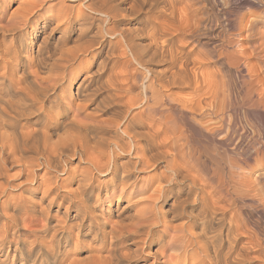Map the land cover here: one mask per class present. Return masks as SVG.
<instances>
[{
    "label": "bare ground",
    "instance_id": "6f19581e",
    "mask_svg": "<svg viewBox=\"0 0 264 264\" xmlns=\"http://www.w3.org/2000/svg\"><path fill=\"white\" fill-rule=\"evenodd\" d=\"M43 1L44 0H40L39 3L41 4ZM131 2L130 0H85V1L83 0L82 3L84 5L83 4L81 5L85 6L84 8L88 9V11L87 10H86L87 12H85L84 10L79 12L76 11L77 12L76 15H72V16L70 15V17L67 16L66 18L69 22H71L73 17L76 18V20H79V25L76 26L77 30L75 29L78 32L77 34H70V31L66 29H61L62 26L61 23L63 22L60 21L61 17L57 15V17H55L54 19H57V21L59 20L61 23L58 22L56 23L55 26H52L53 24L51 23L44 24V29L46 30H47L46 27H48L51 32L61 29V32L63 33L55 38L56 44L53 46L52 51L50 50L49 52H47V54H45V52L43 51L44 48L46 47V44L48 43L47 36H49V35L47 36L43 35L40 41L38 38H36L35 51L32 53V55L30 54V56H25V55H21L22 54L21 53L20 55L10 60L9 62L8 60L6 61L7 59L6 56L9 54L10 45H12V42L11 41L7 42V41L10 39V38L8 39V36L10 35H12L11 37L12 39H14L13 36H15L16 34H12L10 30L12 31L14 28L11 27H14L15 25H5V24L0 25V31L1 30L3 31L4 28L6 27L9 28L10 26V29H7V31L10 32L9 34L8 32L7 34H0V177L8 174L7 172H8V166H10L9 164H13L14 166L20 168L19 173L25 179L23 180V183L18 181V179L17 181L20 183L15 181L16 183L19 184V186L20 185L24 186L28 181L32 183L35 182V185L32 184L31 186L26 187V189L25 188L23 189L33 193L41 192V196L39 199L41 202L47 201L48 204L46 205L47 207H45L47 209L49 208L51 209L55 204L58 205L67 204L66 211H64L65 216H70L71 212L75 210L74 216L75 219L78 221V223L75 224H77L78 230L81 229L83 231L84 229L85 230L84 235H86L87 238L88 237L91 238V241L93 243H98V246L92 247L89 250V254H87L88 256H86L85 259L68 260L67 257L69 255V250L67 246H64L62 248L59 245L60 243L59 242L58 244H56V247H54L53 249L55 251L53 253V255H55L53 258L58 260V257L60 255L63 256L62 260L60 259L61 261L59 264H65L64 260L65 261L68 260L67 264H131V263L132 264L133 263L241 264L243 259H248L249 264L250 262H256L257 256H253L251 254H250L251 257L247 256L248 253L246 249L247 245L243 243L242 245H240V240L243 237V235L241 232V224L239 222L240 217L238 218V215L236 216V212L240 208V203L242 199L245 198V196L243 193L244 191H242L244 187V186L242 187L243 185L242 181L244 180H242L240 175L237 174L234 170L235 167L236 169L239 168L238 165L239 159H235V158L230 159L232 160L230 164L231 176H226L225 168L222 167L221 165V159H223L225 153L218 151V149H215V147L211 149L208 146H201V144L197 145L196 143H194L192 141L193 138L191 137L192 138L191 139L190 135L189 136L187 135L188 134L187 131L189 129H186L187 130L186 131L183 129V127H180L179 121L182 122L183 120L184 121L187 120L189 121V123L192 122L194 123L195 119L193 118L194 120L193 119L191 120V118H184L181 116H177L178 114L174 115L175 113L172 114L171 111H169L168 113L167 108L163 106L164 99L162 93L160 92L161 90L159 89L155 90L154 88H152L154 89L152 91V95L150 97H147V101H146L148 102L147 107L143 109L146 115L148 112L149 115L148 117L151 118L153 123L155 121L159 123V126L157 125L158 128L156 127V125L154 126L155 128H153V126L150 125L151 127H149L147 124L148 126L147 131H143V129L140 130V128L135 129L136 127H140L139 125L134 124L135 119L137 118L136 116H139L142 113L140 114L138 113L139 115L138 114H135L134 116L132 115L131 118L126 120L124 125L123 124L120 125L123 126V132L127 133L125 135L129 136L128 134H131L137 139L138 143L140 142L139 151H141V154L139 155V151L134 153L136 160H131L132 158H130L128 162H124V163L119 162L118 160L119 153L117 155H115L114 151L113 154L110 153L112 151L109 152L110 154L108 153L110 147L112 146L109 145V142L112 140L113 137L110 139V141H109L110 136L109 138L107 137L108 139L106 138L105 142L109 141L108 144L107 143L102 144V139H101L100 142L101 144L94 145L91 136L87 134L90 123H88L87 120L89 119L86 118V116L85 117L82 116L81 108L83 109L85 107L92 106L94 102L93 95L95 94H93V91L86 90V92H84L82 90V87L90 79L91 75L93 74L94 76L95 71L97 72V69H99L97 67V69L94 70L99 63L100 52L104 49V46L106 44L104 43L105 35L106 36L108 35L110 37L109 39L111 40V42L115 41V44L116 43L122 44V42H124L123 39L129 41L131 40V38L133 39V37H130V34L133 33L132 30L130 29L131 27L130 28L128 27L130 30L127 29V27L121 28L117 26L118 29L114 27V25L124 21V18L127 19L130 16H135L139 11H142L139 10L140 8L139 6L145 3L146 0H131ZM178 3L179 2H177V4ZM40 4L38 5V2H32V1L22 2L20 8L22 10V11L20 10L21 18L20 19L17 18L19 19V23L22 22L24 24L27 21L29 22L31 17L33 16V12L40 6ZM147 4H148L147 5L148 9L146 10L149 12L151 11L156 12L157 17H155V19L158 18L161 19L163 17L165 19V23L167 24V25L166 24L163 25L161 24V22L158 23L156 20H154L155 21L154 24L153 25L151 24V29H150L151 33L149 32L150 43L154 45L157 51V52L155 51L156 53L153 51V53L150 54L157 55V53L160 52L162 53L163 56L164 52H167L166 54H168L169 52V59L173 64V67L168 71V73L170 74L168 76L169 78L167 77L166 79L167 86L168 85L170 86L172 84L173 85L190 84L191 82L194 81V84H197V90L198 91L201 90L200 88L204 87L203 86L204 83L203 82L201 83L204 76L201 75L203 74L202 71H200L201 66L200 65L196 66V65H198V63H200L201 60H203V57L199 58L198 56L200 54L199 55L197 54V57L196 56L192 57L190 56L191 51L189 50H188L189 52L184 53L185 48H184V44L182 45V43H179V45L175 47L171 46V42L173 41V36H171L172 35L171 29L173 27H171L170 24L174 23L172 21H175V17H178L176 13L179 15V13L177 12L178 10L176 9L177 7V5H175L176 3H174L173 0L172 1L162 0L160 2L150 1ZM147 11L145 12L149 13ZM170 21L172 23H170ZM22 23H20L19 25H21ZM112 23H116V24H112ZM190 25L185 26V24L184 25L181 24L180 30L184 31L185 33L187 32L188 34L190 33L197 34L199 31L198 26L196 25L190 26ZM135 29L136 28H134V30ZM33 30L34 31L36 30V23ZM5 32L6 31H4V33ZM198 34H200V32ZM18 40H20V38ZM69 42H74L76 44L74 47L71 48ZM68 45L70 47H68ZM130 46H131L130 48H133L132 45ZM149 47L151 48L152 46ZM154 47H152V49ZM135 48L136 47L134 46L133 49ZM138 53L140 54V52ZM139 54H137L138 57ZM240 54L241 53H239V55ZM82 55L88 56V58L91 60L89 68L85 70L86 75L87 76L89 75L90 77L88 78L86 75L85 77H83V74H81L82 70L81 71L79 70L76 71L77 73L75 75L73 74V78H72L73 80L70 81L71 78L68 79L67 76L69 74V68ZM141 55L142 54H140V56ZM108 57H106V59H110ZM142 58L143 57H141V59ZM106 59L104 61H106ZM153 59H155V57H153ZM141 61L144 60L142 59ZM138 63L143 65L142 62H138ZM103 68L105 67L103 66ZM247 69H248L247 71L249 72L251 71L249 66ZM42 73H44V75H42ZM157 75H159V73ZM249 76L251 80L254 77V75L252 74H250ZM68 80L69 82H67ZM259 81L257 84L260 85ZM65 82H67V84L70 85L71 88L72 85H74L75 83L74 85V87H76L75 96L76 99L78 100L76 102H79L80 100V102L81 101L83 102L82 105L76 102H75L76 105H73V100L67 102L64 99L65 97L63 93L58 91L59 87L61 85L64 86ZM227 82L225 84H227ZM253 82L254 81H252V84H254ZM244 83L245 82H243V84ZM111 84L113 85L114 83ZM252 84L246 83L245 88L236 90V92L238 91L236 96L231 95V88H229L230 91L229 97L227 96L228 98L226 97L227 99L226 98H225L226 100L224 99L225 101H227V107L225 109L223 108L224 106L215 105L216 103L214 104L211 101L210 102L204 101L205 105L206 106L210 105L213 108V111L216 114V116H218L217 125L213 128L214 131L211 132H213L214 134L215 133L219 134L220 137L218 138L217 142L220 146H222L227 142H232L234 139L236 140V138H237L236 141L237 144H240V140H241L240 135L242 133L240 134L241 127H239L240 121L238 118H240L239 115L241 113L237 111H239L242 108H245L246 107L245 105H250L249 103H252L250 106L256 109L259 106V104L264 101L263 83L262 85H260L261 87L258 88L253 86ZM240 86L238 88H240ZM105 87L106 89L107 87L109 88V86L107 85H105ZM111 88L112 86L109 88V90ZM119 89L118 91L121 92V89L120 90ZM208 89L209 88L207 87V90ZM207 90H205V92ZM245 91L246 94H244ZM205 92L203 94H205ZM206 93L208 94V91ZM70 94L74 95L73 92ZM210 95H213L212 92ZM210 95L208 96L210 97ZM113 96L116 95L113 94L111 97ZM120 96H121L120 98L122 99V95ZM117 98H119V96ZM120 98L118 102L121 103L124 99L120 101ZM214 101H216V99ZM202 102H203L202 99L196 100V105H197L195 107L196 110L201 111L203 109H206L204 108ZM123 103H125V105L123 104V106L125 107L127 104L126 101H124ZM128 104L131 105L130 103ZM48 106L49 109L47 110L46 108ZM130 107L131 106H129V109L132 108ZM101 110L102 108L100 109V112ZM129 112H131V110ZM227 112H231L233 115L230 114V117H228L225 114ZM96 115H98V112L96 113ZM203 115L205 114L204 113L197 114V116H203ZM123 116L124 115H122V117ZM208 119H210L209 116ZM98 120L96 121L97 122L102 121V120L99 121ZM109 121L111 123L113 122L111 121L110 118ZM118 121H121L120 118ZM104 122H106V120H104ZM111 123L108 122L107 124L111 125ZM95 125L98 124L95 123ZM181 125L183 126V124ZM98 126H93V127H98ZM91 127L92 125L90 126V128ZM107 127L109 128V126ZM111 127L112 126H110V128ZM112 132L113 131H111V133ZM54 136L57 137L55 138ZM98 138L99 137H97V141ZM104 139L105 138H103V141ZM116 142L115 144L118 145ZM133 144L135 145V143ZM129 145L127 147H129ZM125 147L126 146L124 145V148ZM124 150L126 151L127 148ZM115 151L117 152V150ZM130 151H134V150H130ZM240 151H242V149ZM76 155H78V158L80 157L79 158L80 162L83 158V161H85L88 164V166L82 167L81 165L82 169L77 171L78 169L74 170L76 169V167H74V169L72 167L71 170L70 167L67 168V165L65 166L64 163H62V160L65 156L70 157L68 160L65 159V163H67L68 161L71 162L72 161L71 158H75ZM12 167L9 168L11 169ZM37 168L40 171H42L41 169H43L44 174L40 175V173H36L35 169ZM51 168L55 169L56 170L55 172L58 171V173L63 172L68 174V177L64 178L60 183H58V180L56 179L50 182L52 180V178L50 177ZM203 171L206 172L205 174L208 175L206 179L200 177V176L203 177V175H200ZM11 174L8 175L10 178L13 176V175L11 176ZM96 174L98 175L101 174L102 176L109 175V178L105 180L102 179L103 181H100L97 178L95 179ZM56 177L57 176H55V178ZM10 178L8 179L10 180ZM11 179H13V177ZM186 182L187 184H185ZM0 183H2V181H0ZM7 183L10 182L8 181ZM243 183L244 185H247L245 181ZM72 184L76 185L75 189L68 188V186ZM7 187H12V186H7ZM192 194L194 195L192 196ZM24 195L25 198L26 194ZM198 200H200V203L202 204L203 208L202 210L200 209L201 211L199 210L200 214H197L198 216H195V218H193L192 223L186 222L176 226H174V224L171 223L176 218L180 216H184L182 211H184L185 206L187 204H190L191 202L195 204V202H197ZM251 201L254 202L255 199L251 198ZM161 203H163L162 206L160 205ZM106 204L107 207L105 206ZM142 204H145L146 208H141ZM262 204L264 205V203ZM263 205H262V209H263ZM41 206L40 209L38 210H35L34 208L35 210L34 213L36 212L35 214H41V216L42 215L46 216V212H44V210L41 209ZM104 206L105 208L103 209L102 207ZM28 207L29 206L22 205V203L20 204V202L14 205V208L12 209L14 210V212L6 218L8 222L9 221L11 222V224L9 225L8 223L7 225V223L4 222L5 224L3 226L5 230L3 231H5V233L3 235H0V243L5 242L6 239L10 236L9 235L10 233L12 237L15 236L17 231L15 232L13 230L16 227H19L20 223H24V221L26 220L28 209H31ZM253 207L257 208L258 206L253 205ZM232 210L235 213L233 214V216H230V218H227L226 217L227 211L228 213L230 211L233 213ZM3 213L5 212L3 211L2 214ZM41 216L39 218H41ZM113 216L117 217L115 221L112 220ZM28 218H29L28 222L26 221L27 224H25L26 222L24 223L27 228H23L22 229L23 231H18V232H24L25 234L28 235L32 234L35 237H37L38 234L42 232L39 229V227L38 228L34 227L35 218L34 217H28ZM46 218L48 219V216H46ZM179 219H181V217ZM218 224H220L219 228H218ZM46 225L48 226V224ZM72 226L73 225H71V229H73ZM56 228L54 230L57 231L58 229ZM66 228L68 229L69 227ZM69 231L70 230H68L67 232ZM248 234L246 235L248 236ZM53 238H55L56 241L57 237L53 236ZM249 238L250 239H248L247 242L249 246H253V245L255 247L257 245L262 246V244H260L262 239L260 238V235L259 233H257V231L253 230L252 233L249 235ZM69 240L70 239L66 241ZM14 242L16 245L17 240ZM41 244L39 245L37 244V248L39 247L38 250L41 251L42 256L49 254L50 250L47 251L43 247L45 244L43 246ZM54 244H52V246ZM158 245L159 248L156 249L154 246L157 247ZM33 249H31L30 251L33 252ZM173 249L178 250L179 253L178 254L169 253L170 250ZM190 249L193 250V252L189 253L188 255L183 254L186 251H190ZM13 251H15V249ZM30 259L31 261H33V264H37L38 256L32 257ZM44 260H46V258Z\"/></svg>",
    "mask_w": 264,
    "mask_h": 264
},
{
    "label": "rangeland",
    "instance_id": "374dc122",
    "mask_svg": "<svg viewBox=\"0 0 264 264\" xmlns=\"http://www.w3.org/2000/svg\"><path fill=\"white\" fill-rule=\"evenodd\" d=\"M24 1L38 2V5L40 4L39 3L40 0H1V2H0V17H1L0 25L1 24L15 25L14 27H11L14 29L12 31L10 30V32L12 34H16L15 36H13L14 39H12V37H11L12 35L8 36V39L10 38L9 40L7 39L8 40L7 42H9V41L12 42V45H10L9 54L6 56L7 57L6 61L8 60V62L10 60L14 59L15 57H17L18 55H20L21 53H22L21 55H25V56H30V54L32 55V53L35 51L36 38H38L40 41L43 35L44 36L49 35V36H47L48 43L46 44V47L44 48L43 51L45 52V54H47V52H49L50 50L52 51L53 46L56 44L55 38L58 35L63 34L61 32V29H66V30L70 31V34H77L78 33L76 31L77 30L76 26L79 25V20H76V18L73 17L71 22H69L66 19L67 16L70 17V15L71 16L76 15L77 14L76 11H78V12L82 11V10H84L85 12L88 11V9L84 8L85 6H83L84 5L82 3L83 0H73V1L72 0H65V3H64V0H61L63 2H61L60 0H44L40 4V6L38 7L39 9L37 8L34 11L35 13L33 12V16L31 17L30 21L29 22L27 21L24 24L22 22H20L22 24L19 25L20 24L19 19L21 18V16H20L21 15V13H20L21 3ZM147 1H149V2L150 1L160 2L162 0H157V1L156 0H146V2L143 3L144 5L143 4L141 5V3H140L141 6H139L140 8H142V9L139 8V10H142L143 12L138 10L140 13L138 12L135 16H130L127 19L124 18V21H122L119 24L112 23V24H116V25H114L115 28H117V26H119L121 28L127 27V29H129L131 27L130 29L132 30L133 33L130 34V37H133V39L131 38L130 41L123 39L124 42H122V44H119V43L115 44V41L111 42V40L109 39L110 37L108 35L107 36L105 35L104 36V38H105L104 43H106V44L104 46V49L100 52L99 63L94 70H96L97 67L99 69H97V72L95 71L94 76H93V74L91 75V77L89 75L88 76L86 75L85 70H87L89 68V65L91 62V60L88 58V56H83V55L80 56L72 64V66H70V68H69V74L67 75L68 79L71 78L70 81H72L73 80L72 79L73 74L75 75L77 73L76 71L82 70L81 74H83V77H85V75L88 78L90 77V79L82 87V90L84 92H86V90L87 91H93V94H95V95H93V101H94L93 105L89 106V107H85L83 109L81 108L82 116L83 117L86 116V118L89 119V120H87L88 123H90L89 128L87 127L88 128L87 134H89L91 136L94 145L101 144L100 143L101 139H102V144H106V143L108 144V142L110 141V139L112 137L114 139H117V140H114L112 138V140L109 142V145L110 146L112 145L111 146L112 148L110 147V150L108 151V153L110 151H112V152H110L111 154H113V151H114L115 155H117L119 153L118 154L119 155L118 156L119 162H121V163L128 162V160L130 158H132L131 160H136L134 153L139 151L140 142L138 143L137 139L131 134H128L130 137L125 135L127 133L123 132V126H120V125H122V124L124 125L126 120L131 118L132 115L134 116L135 114L142 113L140 115L138 114L139 116H136L137 118L135 119L134 124L139 125L140 127H136L135 129L140 128V130L143 129V131H147L148 126L149 127L153 126V128H155L154 127L155 125L158 128L159 123L155 120H154L155 122L153 123L151 118L148 117L149 116L148 112L146 115L143 109L147 107V104H148V102H146L147 97H150L152 95V91L154 89L155 90H157V89L161 90L160 92L162 93V96L164 99L163 106L167 108L168 113H169V111H171L172 114L175 113L174 115L178 114L177 116H181L184 118H191V120L194 118L196 120L195 121L193 119L194 120V123L192 122L193 124L189 123V121H187V120H185V121L183 120L182 122L179 121L180 127H183L184 130L189 129L188 131L186 130L188 133L187 135L188 136L190 135V138L191 137L193 138V139L192 138L191 139L194 143H196L197 145L201 144V146H208L211 149L215 147V149H218V151L225 153L223 159H221V165H222V167L225 168L226 176H231V174H230V171H231L230 166L231 165L230 164H231L232 160H230V159H233V158L239 159V164H238L239 168L236 169V167H235L234 170L237 174L240 175L241 179L244 180L247 184V185H244V183H243L244 181H242V184H243L242 187L244 186L242 191H244L243 193H244L245 198L242 199V201L240 203V208H239L240 210L238 209V211L236 212V216L238 215V218L240 217L239 222L241 224V232L243 235V237L240 240V245H242V243L247 245L246 249L248 251V253H247L248 257H251V255L257 256L256 262H250V264H264V205L262 204V203H264V101L261 102L256 109L252 108L250 106L252 103H249L250 105H245L246 106L245 108H242L239 111H237V112L241 113L240 115H242V116L239 115L240 118H238L240 121L239 127H241L240 134L242 133L240 135V138H241L240 144H237V142H236L237 138H236V140L234 139L232 142H227L228 144L225 143L222 146H220L217 142L218 138L220 137L219 134H217V133L214 134L213 132H211V131H214L213 128L217 125L218 116H216V114L214 113L213 108L210 105L206 106L205 102H204V101H208V102L211 101L214 104L216 103L215 105L224 106L223 108L225 109L227 107V101H225V100L229 97V93H230L229 88H231V95L236 96L238 93V91L236 92V90H239L241 88H245L246 83L252 84V81H254L253 82L254 84H252V85L257 87V88L261 87L260 85H262V83L264 85V0H180V1L179 0H173L174 3H176L175 5H177L176 9L178 10L177 12L179 13V15L176 13V15L178 16V17H175L176 22L172 21V22H174V23H172L170 21V23H172V24H170V26L173 27L171 29V32H172L171 36H173V41L171 42V46L175 47V46L179 45V43H182V45L184 44V48H185L184 53L191 51L190 56H192V57L196 56L197 57V54L198 55L200 54L198 57L199 58L203 57V60H201V62L198 63V65H196V66H199V65L201 66L200 71H202V73H203L201 75L204 76V78L206 76L207 79L205 78L206 79L205 80L203 78L201 83L202 82L204 83V85H203L204 87L200 88L201 90H199V91L197 90V84H194L193 79H192L193 82H191L190 84H178V85L172 84L170 86L169 85L167 86L166 79L170 74V73H168V71L173 67V64L171 63V61L169 59V52H168V54H166L167 52H164L163 56H162V53H160V52H158L157 55L156 54L151 55L150 53H153V51L155 52L156 49H155L154 45H152L150 43V34H149L150 29H151V24L153 25L155 22L154 20H156L158 23L161 22V24H163V25L166 23H165V19L163 17L161 19L158 18L160 20L155 19V17H157L156 12L151 11L153 13L152 14L151 12L146 10V9H148L147 3H149ZM130 2H131V0H130ZM177 2H179V3L177 4ZM81 4H83V5H81ZM60 5H61V7H60ZM143 6L146 8H144ZM145 11L149 12L150 14L146 13ZM180 14L182 17L180 16ZM50 15H52L54 17H52ZM57 15L59 17H61L60 21L63 22L64 25L59 20L57 21V19H54L55 17H57ZM93 15H95V14H93ZM152 17H154V18H152ZM17 18H19V19H17ZM74 20H76V21H74ZM13 22H14V24H13ZM58 22H60L62 25L61 29L55 30L54 32H51L48 27H46L47 30L44 29L45 23H51V24H53L52 26H55L56 23H58ZM35 23H36V30L34 31L33 29H34ZM25 24H27V25H25ZM181 24L182 25L185 24V26L190 25V24H191L190 26H195V25L198 26V28H199L198 33L200 32V34H198V33L197 34H191V33L188 34L187 32L185 33L184 31L180 30ZM238 24H240L242 26H240ZM22 25H25V26H22ZM134 28H136V29L134 30ZM240 28H241V30H240ZM7 29H10V26H9V28L8 27L4 28L3 31L1 30L0 34H7V32L9 34L10 32L7 31ZM144 30H145V32H144ZM4 31H6V32L4 33ZM30 35H32V36H30ZM18 37L20 38V40H18L19 39ZM106 39H107V41H106ZM108 39H109V41H108ZM215 41H217V42H215ZM15 43H16V45H15ZM110 43H112V44H110ZM129 43H131V44H129ZM149 43H150V45H149ZM75 44L76 43H74V42H69V45L71 46V48L74 47ZM20 45L22 46V49H21ZM69 45H68V47H70ZM111 45H113V46H111ZM130 45H132L133 48H134V46L136 48L135 49L130 48L131 47ZM16 46H17V48H16ZM149 46L154 47L153 48L154 50L152 49V47L150 48ZM18 47L20 48V50L22 52L19 50ZM17 50H18V53H17ZM108 52L110 55L108 54ZM138 52H140V54H142V55L140 56V54ZM239 53H241V54L239 55ZM243 53H244V55H243ZM134 54L136 55V57ZM137 54H139V57ZM146 55H147V57H146ZM154 55H156V56H154ZM201 55H203V56H201ZM238 55H239V58H238ZM106 57H108L110 59H106ZM141 57H143L142 59L145 62L141 61L142 60ZM153 57H155L156 60L153 59ZM104 58L106 59V61H104L105 60ZM137 60H139V61H137ZM138 62H142V63L144 62V63H143V65H141ZM103 64H106V65H103ZM102 65L105 68H103ZM245 66H246V68H245ZM248 66L252 72L247 71ZM102 71H103V73H102ZM157 72L159 73L160 76L157 75L158 74ZM161 72H162V74H161ZM44 73H42V75H44ZM250 74L254 75L252 80L249 76ZM259 79H260V81H259ZM205 81H206V83H205ZM258 81H259L260 85L257 84ZM67 82H69V80ZM67 82L64 83V86L61 85L59 87L58 91L63 93V95L65 97L64 99L67 102H70V100H73V105H76V103L82 105L83 104L82 101L80 102V100H79V102H76L78 100L76 99V96H75L76 95L75 94L76 87H74L75 83H74V85H72V88H71L70 85L67 84ZM226 82L228 85L225 84ZM243 82H245V83L243 84ZM89 83H91V84H89ZM111 83H114V84L112 85ZM110 84L112 86V88L110 89L111 91L109 90V88L111 87ZM105 85L109 86V88L107 87L108 90L106 89ZM113 86H114V88L116 87L115 89H117V88L119 89V87H120L121 92H119L118 89L115 90L113 88ZM239 86H240V88H238ZM207 87L209 88L208 90H207ZM227 87H228V90H227ZM152 88H154V89H152ZM204 89L208 91V94L206 93L207 91L205 92ZM214 91H215V93H214ZM72 92L74 93V95L70 94ZM204 92H205V94H203ZM211 92L213 95H210ZM119 93H121V94H119ZM109 94H111V95H109ZM113 94L116 95L117 97L119 96V98L121 97L120 95H122V99L120 98V101L123 99L124 100L121 103L118 102L119 98H117L116 96H113L114 98L116 97L115 99L113 97H111ZM244 94H246V91ZM108 95H109V97H108ZM208 95H210V97ZM68 96H70V97H68ZM142 98H143V100H142ZM140 99H141V101H140ZM197 99H202V101H203L202 104H203L204 108H206V109H203L201 111L196 110L195 107L197 106L196 105ZM213 99L214 100L216 99V101H214ZM170 100H172V101H170ZM188 100H189V102H188ZM124 101H126V103H127L125 107L123 106V104L125 105V103H123ZM217 101H218V103H217ZM115 102H116V104H115ZM128 103H130L131 105H129ZM213 103H212V105H213ZM129 106H131L132 108L130 107L131 109H129ZM247 106H248V108H247ZM101 108H102V110L100 112ZM46 109L48 110L49 106ZM224 109H223V112H224ZM87 110H88V112H87ZM130 110H131V112H129ZM141 110H143V111H141ZM212 111H213V113H212ZM97 112H98V115H96ZM197 112L198 113H204L205 115L197 116V114H198ZM88 113H91V114H88ZM120 113L121 114L123 113L122 115H124L126 117V119L124 116L122 117V115ZM125 114H127V115H125ZM225 114L228 117H230V114L233 115L231 112H227ZM144 115H146V116H144ZM195 116H197V117H195ZM208 116L210 119H208ZM102 117L105 119H103ZM109 118L114 123L116 120V123L120 128L116 125V123L115 124L113 122L111 123L109 121ZM116 118L118 120L120 118V120L122 122L118 121ZM93 119H96V120L99 119L102 121L97 122L96 120H93ZM112 119H114V120H112ZM149 119L152 121L153 124L151 123V121ZM104 120H106V122H104ZM90 121H92V122H90ZM107 121L109 123H111V125L107 124L108 123ZM141 121H143V122H141ZM95 123L98 124L99 126L95 125ZM100 123H102V124H100ZM103 123H105V124H103ZM142 123H143V125H142ZM147 124H148V126H147ZM181 124H183V126ZM91 125H92V127L90 128ZM102 125H103V127H102ZM105 125L109 126V128ZM93 126H98V127H93ZM110 126H112V127L110 128ZM100 127H101V129H100ZM105 127H107V128H105ZM115 128H117V129H115ZM105 130H106V132H105ZM89 131H90V133H89ZM111 131H113L112 132L113 134L111 133ZM117 131H118V133H117ZM104 132H105V134H104ZM59 133H61V132H59ZM114 134H117V135H114ZM94 135H97V136H94ZM101 135H103L104 137ZM109 136H110V138H109ZM95 137H96V139H95ZM97 137H99L98 141H97ZM101 137L105 138L104 141H103V138H101ZM107 137L109 138V141L107 140L108 142H105ZM117 137H119V138H117ZM133 138H135V139H133ZM113 140L115 142L117 141L116 143L118 145H116ZM96 141H97V143H96ZM126 142L128 143V145L130 144L129 147H127L128 145ZM121 143L124 144L126 147L124 148V145H122ZM133 143H135V145ZM216 146H218V147H216ZM126 148H127L128 152H127V150L126 151L124 150ZM241 149H242V151H240ZM115 150H117V152ZM130 150H134V151H130ZM118 151H120V152H118ZM237 153H238V155H237ZM109 154H107V155H109ZM140 154H141V151H139V155ZM69 158L70 157L65 156L62 160V163H64L65 166L67 165V168L70 167L71 170H72V167H73V169H74V167H76V169H74V170L78 169L77 171H79L82 169V167L88 166V164L85 161H83V158H82L81 162L79 161L80 157L78 158V155H76L75 158H71V160H72L71 162L68 161L67 163H65V159L68 160ZM222 160H223V162H222ZM82 161L84 164L82 163ZM9 165L10 166H8V172H7L8 174L5 175L6 177L5 176L0 177V181H2V183H0V189H1L0 193L2 192L0 194V225H1L0 226V235H3L5 233V231H3V230H5L3 225L5 223H7V225H8V223H9V225L11 224V222L10 221L8 222L6 218L14 212V210H12V209L14 208V205L17 204L18 202H20V204L22 203V205H24V206H29L28 208H31V209H28L27 218L24 221V223L26 221L28 222V220H29L28 217H34L35 218L34 227L35 228L39 227V229L41 230L42 233H39L38 236L35 237L32 234L28 235V234H25L24 232H18V231H23L22 230L23 228H27L25 226V224H27V222L25 224L20 223V226L14 228V230H13L15 232L16 231L18 232V233L16 232V234L14 236L15 239L17 240L16 245L14 242L16 240L14 239V237H12L11 233L9 234L10 236L6 239L5 242L0 243L1 244L0 245V247H1L0 248V264H33V261H31L30 258L37 257V256H38L37 264L38 263L39 264H54L55 262L57 264H59L60 261L62 260L63 256L60 255L58 257V260L53 258L55 256V255H53V253L55 252L53 249H54V247H56V244H58L59 242L61 243V244L59 243V245L62 248L64 246H67V248L69 250V255L67 257L68 260L85 259V257L88 256L87 254H89V250L92 247L98 246V243H93L91 241V238H89V237L87 238V236L84 235V231H85L84 229H83V231L81 229H80L81 231L78 230L77 224H75V223H78V221L75 219V216H74L75 210H73L71 212L70 216H65L64 211H66V205L67 204L66 205L65 204H62V205L55 204L51 209L45 208V207H47L46 205L48 203H47V201H45L46 203L40 201L39 198L41 196V192L33 193V192H29V191L25 190L26 187L31 186L32 184L35 185V182L32 183V182L28 181L27 182L28 184L26 183L24 186L20 185V186H22V187H20L18 183H20V182L23 183V180L25 178L22 177V175L19 173L20 168H18L17 166H14L13 164H9ZM81 165H82V167H81ZM9 167H12V168L10 169ZM52 169L53 168L50 169L51 175L49 174L50 177L52 178V180L50 182H52L53 180L56 179V180H58V183H60L64 178L68 177V174L63 173V172L58 173V171L55 172L56 170L55 169L52 170ZM41 170L42 171H40L38 168L35 169L36 173H40V175L41 174L43 175L44 170L43 169H41ZM17 173H19V174H17ZM202 173L200 175H203V177L202 176H200V177L206 179V177H208V175L205 174L206 172H204V171ZM10 174H11V176L13 175L12 176L13 179H11L12 177L10 178L8 176ZM55 176H57V177L55 178ZM8 178H10V180ZM96 178L99 179L100 181H103L105 179H108L109 175L108 176H102L101 174H99V175L96 174L95 179ZM17 179L20 182H18ZM7 180L10 183H7L8 182ZM15 181L18 183H16ZM1 184H2V186H1ZM185 184H187V182ZM7 186H12V187H7ZM23 188H25V189H23ZM68 188L69 189L70 188L75 189L76 185L75 184L69 185ZM24 194H26L25 198H24V196H25ZM2 195H3V197H2ZM193 195L194 194H192V196ZM16 196L18 197V199ZM139 197H141V196H139ZM198 197H200V196H198ZM20 198H22V199H20ZM251 198H254L255 201L254 202L251 201ZM12 200L14 203L12 202ZM16 201H17V203H16ZM33 201H34V203H33ZM258 202H260V203H258ZM25 204H27V205H25ZM39 204H41V205L43 204L42 206L44 207V209ZM260 204L263 205V209H262V205H260ZM160 205L162 206L163 203H161ZM188 205H190V206H188ZM253 205L254 206L256 205L258 207L257 208L253 207ZM40 206H41V209L44 210V212H46V216H48V219L46 218L45 215L41 216V214H35L36 212L34 213L35 210L40 209ZM105 206L107 207V204ZM105 206L102 208L104 209ZM186 206H188V207H186ZM186 206H185L186 210L184 209V211H182L184 216H180L181 219L184 217L183 218L184 220L182 219L183 220L182 221L181 219H179L180 217L176 218L175 220H173V222H171L172 224H174V226L180 225V224L186 223V222L192 223L193 218H195V216H198L197 214H200L199 210L200 209L202 210V208H203L202 204L200 203V200L195 202V204H193V202H191L190 204H187ZM164 207H165V205H164ZM32 208H33V210H32ZM34 208H35V210H34ZM141 208H146V205L142 204ZM100 210H99V212H100ZM3 211L5 213L2 214ZM230 212L228 213V211H227V216H226L227 218H230V216H233V214L235 213L234 211H233V213L231 212L232 214ZM40 216H41V218H39ZM116 218L117 217L113 216L112 220L115 221ZM46 224H48V226ZM71 225H73L72 226L73 229H71ZM40 226H41V228H40ZM66 227H69V228L67 229ZM219 227H220V224H218V228ZM55 228L58 230L57 231L54 230ZM68 230H70V231L67 232ZM253 230H255V231H257V233H259L260 238L262 239V241L260 242V244H262V246L261 245H259V246L257 245L256 247L254 245L249 246V244L247 243L248 239H250L249 235L252 233ZM54 232L55 233L57 232L58 234L56 233L57 234L56 235ZM248 233H250V234H248ZM246 234H248V236ZM53 236L57 237L58 239L56 238V241H55V238H53ZM8 239H9V241H8ZM65 239L66 240L70 239V240L66 241ZM60 240H62V241H60ZM245 240H246V242H245ZM31 241L33 242V244ZM54 242H55V244H54ZM6 243H8V244H6ZM36 243L38 245L42 243L41 244L42 246L45 244L43 247L47 251L50 250L49 254L42 256L41 251L38 250L39 247L37 248ZM52 244H54V245L52 246ZM250 245H252V244H250ZM154 247L157 249V248H159V245L157 247L156 246H154ZM14 249H15V251H13ZM31 249H33V252L30 251ZM16 250H17V252H16ZM51 252H52V254H51ZM191 252H193V250L190 249V251H186L183 254L188 255ZM37 253H38V255H37ZM169 253H174V254L177 253L178 254L179 251L173 249V250H170ZM44 257L46 258V260H44L45 259ZM248 257H246V258H248ZM68 260H66V261L64 260L65 264L68 263ZM246 263L249 264L248 259H243L241 264H246ZM133 264H137V263H133Z\"/></svg>",
    "mask_w": 264,
    "mask_h": 264
}]
</instances>
